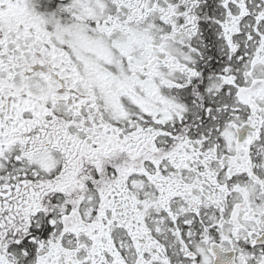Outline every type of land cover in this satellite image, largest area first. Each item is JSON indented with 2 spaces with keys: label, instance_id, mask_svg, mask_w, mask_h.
<instances>
[{
  "label": "snow or ice",
  "instance_id": "snow-or-ice-1",
  "mask_svg": "<svg viewBox=\"0 0 264 264\" xmlns=\"http://www.w3.org/2000/svg\"><path fill=\"white\" fill-rule=\"evenodd\" d=\"M0 264H264V0H0Z\"/></svg>",
  "mask_w": 264,
  "mask_h": 264
}]
</instances>
